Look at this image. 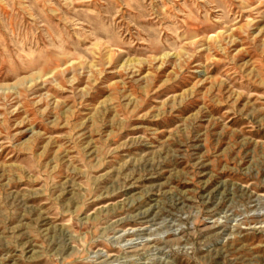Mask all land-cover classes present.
<instances>
[{
    "label": "rangeland",
    "instance_id": "obj_1",
    "mask_svg": "<svg viewBox=\"0 0 264 264\" xmlns=\"http://www.w3.org/2000/svg\"><path fill=\"white\" fill-rule=\"evenodd\" d=\"M0 264H264V0H0Z\"/></svg>",
    "mask_w": 264,
    "mask_h": 264
},
{
    "label": "bare ground",
    "instance_id": "obj_2",
    "mask_svg": "<svg viewBox=\"0 0 264 264\" xmlns=\"http://www.w3.org/2000/svg\"><path fill=\"white\" fill-rule=\"evenodd\" d=\"M222 195V194H221ZM146 213V212H145Z\"/></svg>",
    "mask_w": 264,
    "mask_h": 264
}]
</instances>
